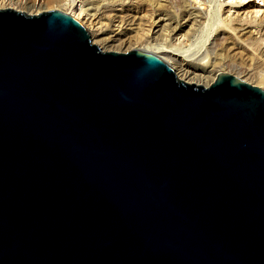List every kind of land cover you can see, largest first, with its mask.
<instances>
[{"label": "water", "instance_id": "95a60500", "mask_svg": "<svg viewBox=\"0 0 264 264\" xmlns=\"http://www.w3.org/2000/svg\"><path fill=\"white\" fill-rule=\"evenodd\" d=\"M0 264H264V89L0 9Z\"/></svg>", "mask_w": 264, "mask_h": 264}, {"label": "bare ground", "instance_id": "6f19581e", "mask_svg": "<svg viewBox=\"0 0 264 264\" xmlns=\"http://www.w3.org/2000/svg\"><path fill=\"white\" fill-rule=\"evenodd\" d=\"M215 1L208 0L206 12L200 7L206 0H79L60 12L86 26L92 43L102 51H118L125 47L152 53L170 63L181 81L208 87L219 73H229L226 70L231 42L235 44L234 49L254 52L261 48L264 39V17L256 20V15L251 18L246 16L243 23H238L232 16L231 6L222 16L221 6ZM255 1L260 7L252 10V14L261 9L260 3ZM129 3L137 8L131 15L124 12L125 5ZM118 4L122 5L123 13L116 8ZM11 6L21 10L32 9L21 0H0V8ZM110 11L114 18L112 29L106 27L104 22V17ZM252 21H257L254 29L250 23ZM197 53L198 62L188 58Z\"/></svg>", "mask_w": 264, "mask_h": 264}, {"label": "rangeland", "instance_id": "374dc122", "mask_svg": "<svg viewBox=\"0 0 264 264\" xmlns=\"http://www.w3.org/2000/svg\"><path fill=\"white\" fill-rule=\"evenodd\" d=\"M14 1L20 2V0H14ZM77 1L79 0H21V2L27 3L28 5H30L32 9L31 10H28V9L21 10L20 8L13 7V6L7 7V8H11V9L18 10V11H23L28 15H35V14H40V13L51 11V10L63 11L66 9L65 7L67 5H69L70 3L73 4ZM191 1H195V0H191ZM206 1L207 2L201 4L200 7L202 11L207 12L209 2L208 0ZM216 1L215 3H218V5L221 6L220 13L222 16H225L227 14L225 13V11H227V9L231 6L232 16L236 18L238 23H243L245 21L244 19L246 18V16L251 18L252 16L256 15V20H259L260 17H264V0H257V2H259L261 5V9L256 14L254 12L253 14L251 13L252 10L260 7L254 3L256 2L255 0H245L242 2H240L239 0H233V2L232 0H216ZM57 3H59V5L62 4V6L59 7ZM60 8H63V9H60ZM116 8H118L119 12H122L121 4L116 5ZM124 8H125L124 12L130 13L131 15L132 13H134L136 7H133V4L129 3L128 5H125ZM0 9H6V8L2 7ZM222 11H224V13ZM110 13L111 11L107 12L106 17H104V22L106 24L105 25L106 27L108 26V28L112 29L113 28L112 23H113L114 18H112ZM127 17L129 19V16ZM256 22L257 21L250 22L253 29H254V26L257 24ZM262 25H264V19H263ZM262 44L263 45H261V48L257 51H254L255 52L254 53L253 51L251 52L250 50H248L249 52L247 50L242 51L243 48L234 49L233 47L235 46V44L231 42L229 44V46L231 47H229V59H228L226 71L229 72V74L238 76L239 78L245 79L247 82L264 89V59H263L264 56H262L263 49H264V39H262ZM204 48L205 46L198 53L200 54L204 50ZM129 50L131 49H125L124 47L123 49L118 50L117 52H128ZM198 53L192 56H189L188 58H191L193 61L198 62L199 61Z\"/></svg>", "mask_w": 264, "mask_h": 264}]
</instances>
